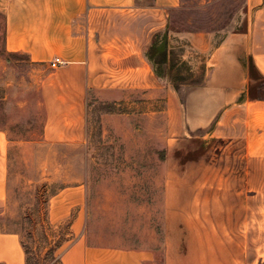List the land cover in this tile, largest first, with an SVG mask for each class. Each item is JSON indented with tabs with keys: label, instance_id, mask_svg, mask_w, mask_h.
Segmentation results:
<instances>
[{
	"label": "rangeland",
	"instance_id": "obj_1",
	"mask_svg": "<svg viewBox=\"0 0 264 264\" xmlns=\"http://www.w3.org/2000/svg\"><path fill=\"white\" fill-rule=\"evenodd\" d=\"M169 17L177 30L169 35L171 53L158 77L160 88L125 92L118 103L90 91L86 136L80 143L45 140L41 80L47 71L25 54L5 50V21L0 17V129L9 139L8 197L0 204V264H7L1 260L7 250L1 235L7 232L23 237L34 251L32 264H38L36 256L47 264H61L76 242L140 249L153 255L145 264H164L167 171L245 172L248 185L264 187V140L256 139V133L250 140L256 145L249 151L243 137L233 141L206 135L209 150L190 166L181 165L175 151L183 138L210 134L216 126L218 116L205 121L207 115L200 112L203 99L197 91L209 84L215 50L229 35L247 30V0H179ZM196 33L207 35L204 50L195 49L188 38ZM84 183L87 193L82 188L70 193ZM75 220L72 228L70 221ZM64 233L61 245L55 246Z\"/></svg>",
	"mask_w": 264,
	"mask_h": 264
},
{
	"label": "crops",
	"instance_id": "obj_2",
	"mask_svg": "<svg viewBox=\"0 0 264 264\" xmlns=\"http://www.w3.org/2000/svg\"><path fill=\"white\" fill-rule=\"evenodd\" d=\"M178 5L179 0H0L5 50L23 53L47 71L41 80L45 140L85 139L90 91L118 103L125 92L160 88L145 49L165 30L169 11ZM247 6V30L229 35L215 50L209 84L197 91L203 99L200 112L207 115L205 121L218 116L216 126L211 135L181 140L175 149L181 165L206 155V135L243 137L248 151L256 145L250 141L253 133L264 140V87L259 86L264 85V0H247ZM206 36L188 38L195 49L204 50ZM55 58L62 63L52 68ZM8 144L0 129V204L8 197ZM164 177V264H264L263 186L253 188L245 172L228 170L186 168L169 170ZM80 188L87 193V183L70 193ZM2 238L7 250L1 260L25 264L19 235L7 232ZM152 259L140 249L81 242L62 256L63 264H145Z\"/></svg>",
	"mask_w": 264,
	"mask_h": 264
},
{
	"label": "trees",
	"instance_id": "obj_3",
	"mask_svg": "<svg viewBox=\"0 0 264 264\" xmlns=\"http://www.w3.org/2000/svg\"><path fill=\"white\" fill-rule=\"evenodd\" d=\"M0 17L4 18L2 13L0 14ZM4 21H5V18H4ZM176 30L177 29L174 27V25L172 26V20L169 17L167 20V25H166L165 30L157 32L154 35L150 45L147 46L145 49V56L147 60L149 61V63L151 64L157 77H161V72L165 70L164 68H162V66L167 65V62L169 61V56L171 53V49H170L171 47L169 45V35L171 34V32H174ZM237 31H234V32H237ZM3 32H4V39H5V26H4ZM169 69L171 71V68ZM169 69H168V73L170 75ZM172 79L173 78L171 74L170 80ZM71 225H72V221H70V226ZM65 234L66 233L58 237V239L56 240L55 246L58 247L59 245H61L60 238H63ZM20 242H21L22 248L25 253V264H32L33 262L32 255L34 251H32L31 248L26 244V241L23 239V237L20 238ZM51 252H52V259L55 260V256L57 255L54 253L53 249L51 250ZM36 259H37L38 264H41V261H42V264L48 263L47 261H45L46 259H43V257L36 256ZM61 264H63L62 259H61Z\"/></svg>",
	"mask_w": 264,
	"mask_h": 264
},
{
	"label": "built area",
	"instance_id": "obj_4",
	"mask_svg": "<svg viewBox=\"0 0 264 264\" xmlns=\"http://www.w3.org/2000/svg\"><path fill=\"white\" fill-rule=\"evenodd\" d=\"M60 63H62V61L59 58H55L53 61H51V67L56 68Z\"/></svg>",
	"mask_w": 264,
	"mask_h": 264
}]
</instances>
